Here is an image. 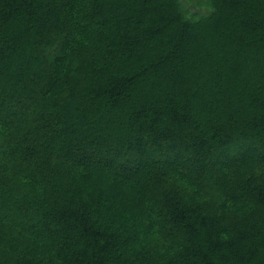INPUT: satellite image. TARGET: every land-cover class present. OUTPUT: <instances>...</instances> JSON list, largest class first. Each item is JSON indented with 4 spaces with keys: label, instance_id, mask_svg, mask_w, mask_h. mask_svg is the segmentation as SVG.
Here are the masks:
<instances>
[{
    "label": "trees",
    "instance_id": "trees-1",
    "mask_svg": "<svg viewBox=\"0 0 264 264\" xmlns=\"http://www.w3.org/2000/svg\"><path fill=\"white\" fill-rule=\"evenodd\" d=\"M201 2L0 0V264H264V0Z\"/></svg>",
    "mask_w": 264,
    "mask_h": 264
},
{
    "label": "rangeland",
    "instance_id": "rangeland-1",
    "mask_svg": "<svg viewBox=\"0 0 264 264\" xmlns=\"http://www.w3.org/2000/svg\"><path fill=\"white\" fill-rule=\"evenodd\" d=\"M194 1L196 2V0H194ZM206 1H207V0H206ZM201 3H202V5H204V4H203V3H204L203 0H202ZM190 5H191V4H190ZM192 6H193V5H192ZM198 11H199V10H198ZM38 69H39V70H41V69L43 70L42 65H39ZM38 69H37V70H38ZM22 71H23V68L20 67V68H18V71H17V72H19V74H20V72H22ZM17 74H18V73H17ZM150 95H151V94H150L149 92H147V93H146V97H145L144 99L139 100V102H137V103H133V107L131 106V107H130V110H128L127 112L125 111V112L121 113V116H120V117L122 118V122H121L122 125H124L125 122L127 123V122L131 119V117H130L131 114H130V113H132V111H134V109L136 108V106L138 105V103L140 104V103H143V102H147V101H148L147 97H150ZM260 101H261V98L258 97V100L255 101L256 103L253 102L251 106H253V105H254V106H257V105L260 103ZM255 104H257V105H255ZM237 110H238V111H237L238 113L241 112V115H243V111L246 110V108H243V109H241V110H240V109H237ZM108 114H111V113H108ZM85 125H86V126H85ZM84 126H85V127H91L92 125H90V124L87 123V124H84V125L76 126L75 130H76V129H79V130L84 129V128H85ZM197 128H199V122H195L194 125L191 127V129H194V130H197ZM183 130H185L186 132L189 131V129L186 130V129H184V128H183ZM77 131H78V130H77ZM194 147H195V145H194ZM58 151H59V150H58ZM249 153H250V152H249ZM252 153H253V154L255 153V154L257 155V157L259 158V152H258V154H257V152L252 151ZM88 159H90V158H88ZM104 159H105V158H103V157H102V158H99L100 161L98 162V161H96L95 158H93V160H94L93 162L102 163V161H103ZM144 161H145V160H143V162H144ZM146 161H148V159H147ZM151 161H152V160H151ZM148 162H149V161H148ZM189 162H190V160H189ZM145 163H146V162H145ZM216 163H217V164H216V167L218 166V167H220V168H221L222 166H224V164H225L224 162H216ZM135 169H137V168H133V170H135ZM120 171H121V170H120ZM198 173H199V171H197V170H195V169H194V170L192 169V171H191V174H192L193 176H197ZM217 177H218V176H217ZM7 214H8L9 216H11L10 213H7ZM8 215H7V217L9 218Z\"/></svg>",
    "mask_w": 264,
    "mask_h": 264
}]
</instances>
